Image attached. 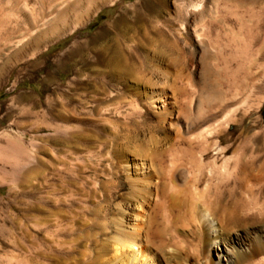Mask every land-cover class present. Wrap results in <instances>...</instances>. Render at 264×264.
<instances>
[{
    "label": "rangeland",
    "instance_id": "obj_1",
    "mask_svg": "<svg viewBox=\"0 0 264 264\" xmlns=\"http://www.w3.org/2000/svg\"><path fill=\"white\" fill-rule=\"evenodd\" d=\"M201 1L208 19L215 11H225L226 6L247 21L251 15L259 17L260 26L248 37L253 41L246 60L251 54L254 58L258 50L264 51V0H0V264H51L50 257L38 259L36 255V251L47 250L51 242L44 237L40 224L52 221L55 207L67 203L69 179L79 174L70 148L76 135L74 126L83 124L90 131L105 129L111 146L127 149L133 165L141 164L137 157L145 156L144 167L129 168V173L113 170L127 187L121 194L127 195L131 181H157L146 168L152 165L151 159L197 152L175 133V93L200 99L204 113L228 104L235 95L249 94L259 83L255 66L236 52L243 48L241 43H232V52L230 48L231 53L222 56L217 53L221 44L215 37L213 45L206 48L197 42V36L204 34L199 22L201 11H194L191 5ZM137 16L146 19L141 27L132 25ZM155 18L164 24L159 26L167 41L169 37L167 43L152 33L159 29ZM232 28L237 29L235 22ZM103 33L106 35L101 36ZM112 37L136 48L146 66L143 78L148 84L117 76L104 62H97L108 56L104 50L113 44ZM94 83L105 86L106 101L94 102ZM142 88L147 94L163 92L166 105L152 100L143 109L154 117L151 125L160 121L166 125V133L140 127L144 132L139 151L125 128L110 125L113 117L106 114L112 115L113 109L108 96H118L117 102L140 101ZM258 97L254 104L260 103L258 116L264 120V92ZM91 108L96 109L92 112ZM250 124L247 121L245 126ZM260 165L250 174L253 184L264 177V166ZM102 168L106 169L96 170L101 173L98 182L108 187L114 177L103 176ZM189 173V167L179 170V180L163 199L151 197L137 210L145 215L158 240L159 264H174L170 259L183 260L191 253L193 236L185 223L203 205V199L202 186L196 194L192 190ZM80 176L86 180L95 177L89 171ZM133 210L129 207L127 212L133 215ZM103 214H89L87 228L81 233L83 244L100 235L98 224ZM128 220L126 229L132 231L128 227L133 225L132 218Z\"/></svg>",
    "mask_w": 264,
    "mask_h": 264
},
{
    "label": "bare ground",
    "instance_id": "obj_2",
    "mask_svg": "<svg viewBox=\"0 0 264 264\" xmlns=\"http://www.w3.org/2000/svg\"><path fill=\"white\" fill-rule=\"evenodd\" d=\"M191 9L201 11L199 22L204 34L197 36V42L206 48L207 45H213L215 38L218 39L221 48L217 53L222 56L232 52V43H241L243 48L236 52L242 55L243 61L255 66V76L259 83H255L249 94L235 95L228 104L204 113L200 108V99L185 92L175 93L174 105L178 110V117L175 116V133L182 140L187 139L190 146L194 145L197 152L190 155L171 154L170 158L162 154L151 159L152 165L146 168L150 169L157 181L152 183V178L138 182L139 184L131 181V192L127 195L121 194L127 187L119 181V176L113 170L129 173V168L144 167L142 159L145 156L137 157L142 163L133 165L134 160L128 155L127 149L115 150L111 146L110 141L105 138V129L90 131L80 123L73 128L71 125L76 135L70 148L74 150L75 169L79 174L77 177L72 175L69 179L67 203L55 207L52 221L40 224L44 237L51 242L50 246L45 247L47 250L36 251L38 259L50 257L51 264H159L158 240L145 215L137 210L146 205L151 197L159 201L163 199L168 188H173L179 180L178 171L189 167L194 193L200 192L199 187L202 186L200 196L203 205H199L196 214L185 223L193 236L191 253L186 259L170 260L174 264H264V177L255 184L250 182V174L257 165L264 166V120L258 116L260 103L254 104L258 95L264 92V51L260 49L253 54L254 58L251 54L250 60H246L248 48L253 41V38L248 40V37L253 34L254 27L260 26L259 17L251 15L247 21L230 12L226 6L225 11L224 8L215 11L213 17L208 19L202 1L192 4ZM140 16L134 20L133 26H143L146 19ZM233 22L237 24V29L232 28ZM155 24L164 25L160 20ZM179 29L181 30L180 27ZM152 33L161 42L169 41L160 26ZM105 35L106 33L101 34ZM112 41L113 44L104 50L108 56L97 62H104L117 76H127L148 84L149 81L143 78L146 66L137 56L136 48L131 49L116 37H112ZM96 86L98 90H95ZM91 87L95 92V103H102L104 99L106 101L105 86L94 83ZM144 90L146 89L142 88L139 92L140 101L117 102L118 96H108V103H111L113 109L112 115L106 114L113 117L110 125L125 128L128 139L138 143L134 147L139 151L143 129L157 134L166 133V125L161 121L151 125L149 121H153L154 117L143 109L152 100H159L163 106L166 105L163 92L147 94ZM155 101L152 102L153 105ZM91 109L94 112L96 108ZM247 121L251 124L246 127ZM248 130L252 134H248ZM98 167H106L102 168L103 176L114 177L108 187L98 182V174H101L96 171ZM84 171H89L95 177L88 180L82 178L80 175ZM127 180H130L129 176ZM97 200L99 201L96 202ZM129 207L134 208L133 215L127 212ZM94 211L104 213L98 224L101 226L100 235L85 245L81 242V233L87 228L89 214ZM110 214H113V218H110ZM129 217L133 221V225L128 226L132 231L126 229L130 225ZM83 247L85 250L79 252L78 258V251ZM152 247H156L157 253Z\"/></svg>",
    "mask_w": 264,
    "mask_h": 264
}]
</instances>
